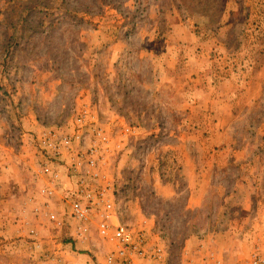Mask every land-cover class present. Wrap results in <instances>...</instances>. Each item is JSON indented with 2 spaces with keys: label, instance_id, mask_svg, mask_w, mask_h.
<instances>
[{
  "label": "rangeland",
  "instance_id": "374dc122",
  "mask_svg": "<svg viewBox=\"0 0 264 264\" xmlns=\"http://www.w3.org/2000/svg\"><path fill=\"white\" fill-rule=\"evenodd\" d=\"M93 128L98 182L39 146L86 152ZM46 163L67 165L53 199ZM82 181L163 264H264V0H0V264H106L99 218L71 215Z\"/></svg>",
  "mask_w": 264,
  "mask_h": 264
},
{
  "label": "built area",
  "instance_id": "2783aa9c",
  "mask_svg": "<svg viewBox=\"0 0 264 264\" xmlns=\"http://www.w3.org/2000/svg\"><path fill=\"white\" fill-rule=\"evenodd\" d=\"M90 113L83 110L76 119V123L84 127L89 122ZM96 142L86 152L76 153L73 157V163L70 168L71 173L82 170L85 178H91L93 181L101 179L96 168L106 164V159L102 156L97 142L108 146L110 143L108 136L102 129L93 128ZM82 131L78 134L81 135ZM79 135V136H80ZM79 140L78 135L74 132L69 134H58L56 131L45 132L41 136V144L39 145L45 156L54 160L61 159L72 154L74 139ZM103 153V152H102ZM43 174L48 177L46 186L41 188V194L47 199H53L60 190L62 172L54 169L46 163L42 170ZM100 178V179H99ZM82 187L74 195L71 202V215L79 224V235L83 236L89 230L92 217L99 218L98 235L103 244L112 246L106 257V264H163L165 262V250L159 246H150L145 230L133 231L122 222H120L117 211L114 207L113 199L108 194V186L100 188L97 192L85 189V182H81ZM51 220L55 223L57 218L55 214L51 215ZM223 264L220 258L211 256L207 258L203 264ZM58 264H67L63 258L57 259ZM260 258H255L253 264H261Z\"/></svg>",
  "mask_w": 264,
  "mask_h": 264
},
{
  "label": "crops",
  "instance_id": "0c3cea01",
  "mask_svg": "<svg viewBox=\"0 0 264 264\" xmlns=\"http://www.w3.org/2000/svg\"><path fill=\"white\" fill-rule=\"evenodd\" d=\"M20 84V83H19ZM20 94H22V93H20ZM20 94H17V95H15L16 97H20L21 95ZM25 94V93H24ZM23 94V95H24ZM22 97V96H21ZM18 119H19V122L22 124V127L25 129H27V131L29 130V128L31 127V126H33L36 122H35V120H34V117H32L31 115H29V116H19L18 117ZM74 157V155H73V153L71 154V155H66L65 156V158H67L66 160L69 162V161H71V160H69V159H72ZM67 165H64L63 166V168H62V170H61V172H62V175L64 174V176H65V172H66V170H65V167H66ZM63 181H64V184H67V183H69L68 181L69 180H67V178L65 177V178H63ZM60 197V194L57 196V198H59ZM199 205V204H198ZM195 207H198V206H195ZM139 230H145L146 231V233H147V229L145 228H143V229H141V228H139ZM202 262V259H200V261H199V263H201ZM205 262V261H204ZM221 262L223 263V264H225V262L221 259ZM208 264H213L211 261H209L208 260V262H207Z\"/></svg>",
  "mask_w": 264,
  "mask_h": 264
}]
</instances>
